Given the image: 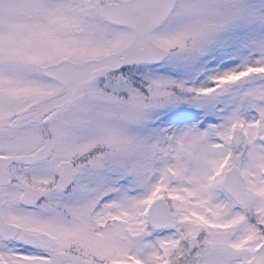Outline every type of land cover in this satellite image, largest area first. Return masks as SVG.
I'll use <instances>...</instances> for the list:
<instances>
[{
	"label": "snow or ice",
	"instance_id": "obj_1",
	"mask_svg": "<svg viewBox=\"0 0 264 264\" xmlns=\"http://www.w3.org/2000/svg\"><path fill=\"white\" fill-rule=\"evenodd\" d=\"M0 264H264V0H0Z\"/></svg>",
	"mask_w": 264,
	"mask_h": 264
}]
</instances>
